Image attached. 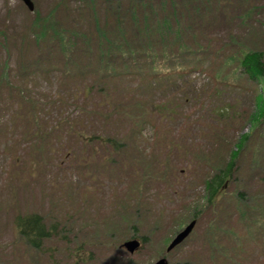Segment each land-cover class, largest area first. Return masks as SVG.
I'll return each mask as SVG.
<instances>
[{"label":"rangeland","instance_id":"rangeland-1","mask_svg":"<svg viewBox=\"0 0 264 264\" xmlns=\"http://www.w3.org/2000/svg\"><path fill=\"white\" fill-rule=\"evenodd\" d=\"M32 1L34 11L18 1L0 0V62L8 64L9 79L18 89L28 90L30 96L26 107L21 105L20 109L10 104L9 93L3 92L0 120L5 121L8 114L24 119L33 108L43 118V125L55 120L48 127L56 131L59 122L81 113L84 136L90 141L78 148L77 138L67 134L61 144L52 140L46 147L37 137H30L29 124L21 122L12 123V144L1 139L7 131L0 128V264H154L164 255L169 264H221L220 258L224 264H264V240L260 245L253 243L263 239L264 230L260 238L257 232L249 240L247 230L235 224V212L232 217L229 212L231 218L226 219L237 204L233 193L224 204L228 209L224 213L221 209L226 220H217V230L208 229L212 212H203L192 237L167 255L170 241L192 221L198 209L206 207L204 182L230 161L231 152L247 134L252 139L238 181L227 191H243L250 196L258 193L264 206V122L258 130L253 127L251 119L259 111L255 97L236 89L231 78L216 85L201 73L155 80L149 85H143L140 78L124 76L118 85L110 87V96L138 94L154 105H164L167 115L153 113L152 127L135 128L131 134L130 120L121 119L125 116H113L109 121L95 115V111H103L97 105L105 99L100 100L97 93L92 96L95 105L86 108L89 98L84 97V87L96 81L95 64L78 70L70 80L60 55L50 57L48 44L42 48L36 45L32 30L37 15L42 19L54 15L65 30L93 35L100 24L109 40L120 38L133 48L155 42V51L161 52L166 43L181 39L191 49H201L203 58L205 50L207 62L226 45L236 47V51L239 44L264 51V0H152L157 14H152L150 24L157 29V20L169 19L173 31H155L145 41L135 29L119 26V19L125 18L118 10L120 0H113V9L108 0ZM128 1L121 0L123 6ZM178 22L183 25L181 32ZM41 55L45 59L40 60ZM91 58L87 54L86 60ZM51 60L62 68L55 75H42L54 65ZM79 62L83 64L84 59ZM165 83L174 86L167 89ZM135 89L138 91L131 93ZM261 93L264 96V86ZM11 106L16 114L8 113ZM224 107L230 109L226 117L219 113ZM113 121L116 123L112 125ZM96 136L101 138L93 139ZM108 136L124 138V147L129 141V151H117L106 144L103 138ZM165 172L166 178L159 181ZM260 213L257 211L258 216ZM18 214L40 215L46 230L58 227V234L45 240L43 256L30 252L18 239L14 227ZM135 221L136 226L139 221L137 233L132 225ZM223 226L234 227L236 232L228 233ZM136 237L149 239L138 253L130 255L120 249ZM241 241L243 252L238 246Z\"/></svg>","mask_w":264,"mask_h":264},{"label":"trees","instance_id":"trees-1","mask_svg":"<svg viewBox=\"0 0 264 264\" xmlns=\"http://www.w3.org/2000/svg\"><path fill=\"white\" fill-rule=\"evenodd\" d=\"M108 2L111 3L110 6L113 9L114 1L108 0ZM117 4L119 6L118 10H121V13L123 12L122 14L125 15L123 20L119 19V26L123 25L135 29L140 36L139 39L144 37L145 41V37L155 31H158L159 34L173 31L169 19L163 21L157 20V29L150 24V21L154 19V17H151L152 14H157V5H153L152 0H129L126 9H124L126 6H123L121 0ZM115 13L121 14L119 12ZM106 25L110 26V23H106ZM96 27L97 34L90 35L91 32H85L89 35L77 34L63 29L54 18V15L45 19H42L37 15L32 25V30L36 35L34 38L36 45L42 48L43 44H48L47 50L51 52L49 55L50 57L56 53L60 55L66 74L71 76L69 77L70 80H73L74 76L78 75V70L83 69L92 63L95 64L93 69L96 81L92 82L89 87H84V97L85 99L86 97L89 98V101L86 103V108L89 106L92 108V105H95V99H92L94 93L99 95L100 100L105 98L97 105V107L103 111H95L96 116H102L109 121L113 116L116 118L118 116H125L121 119L130 120V127L132 128L130 131L131 134L132 131H135V128H138L140 131L145 127H152L153 123L151 121V116L153 113H159L162 117L167 116L165 114L166 107H163L164 105H154L147 97H141V95L138 94L135 96L131 95L130 97L120 96V94L110 96V87L118 85L117 82L124 76L140 78L143 81V85H149L155 80H171L177 75L180 78H185L193 73H201L208 76L216 85L224 84V82H228V79L230 78L233 79L234 83L232 85L236 89L245 93H250L255 97L259 111L256 116H253V118L251 117L253 127H256L258 130L264 122V96L261 93V88L264 86V51L260 48L249 49L242 44H239L237 46L239 47V50L236 51V47L230 48L226 45L225 48L216 51L210 56V59L205 62L207 52L203 48L204 58L201 49L193 50L188 47L185 41L182 42L181 39L166 43L161 52H156L155 42L150 45L133 48L129 43L122 42L120 38H117V40H109L104 34L105 27H102L100 24H97ZM158 27L161 28L158 29ZM182 27V22H178L177 30L179 32L182 31ZM231 40L234 41L233 39ZM119 42H121V44ZM87 54L92 57L90 60H86ZM40 58V60L45 59L43 55H41ZM80 58L84 59L83 64L79 62ZM93 59H95L94 62ZM51 61L54 65L51 64L43 74L54 72L52 75H55L56 71L62 68L58 61ZM65 72H61V74L64 75ZM90 74H92V72ZM8 75V64L6 62H0V105H4L5 102L2 100V93L8 92L10 95V99H8L10 104L15 103L19 108L21 105L26 107L25 101L30 97L28 95V90L24 91L23 89H18L16 84L9 79ZM87 76L88 74L85 75V77ZM163 86L168 89L169 86L173 87L174 85L173 83H165ZM14 89L19 91L17 96L15 95ZM137 91L138 90L135 89L131 91V93H136ZM22 92L25 93V96H22ZM140 98H145L146 100H140ZM73 99L75 98L73 97ZM34 100L36 103L38 102L36 98ZM64 102L65 101L63 100V103ZM32 103L35 105L34 102ZM8 111H10L8 113L12 112L15 114L18 112L17 110L15 111L14 106H11ZM172 112L175 111L172 110ZM229 112L230 109L224 107L219 113L226 117ZM27 113H30L29 115L26 114L27 120L26 117L22 119L18 115H15L14 117L12 114H8L7 118H10L9 120H7V118L4 119L5 121L0 120V128L4 127L7 131L6 134L1 136V139L6 138L7 141L10 140L11 143L14 144V132L11 131L12 123L26 122L25 124L27 125L28 123L31 129L29 131V134L31 135L30 137H37L42 145L46 147H50V145H46V142H52V140L58 141L61 144V140L65 137L64 135L67 134L77 138L79 143V145H77L78 148L86 146L90 141L89 137L84 136L85 125L80 118L83 117L81 113H79V116L73 115L70 119L62 121L65 122V125L63 126V123L59 122L61 126H59L56 131H51V128L48 127L49 123L52 124L51 122H47L46 126L45 124L43 125V118L37 110L29 108ZM93 113L94 111L92 114ZM54 123H56L55 120ZM115 123L116 121H113L112 125ZM64 126H67L68 129ZM103 129L106 130V128ZM127 135H129V133H127ZM100 138L101 137L96 136L93 139L97 140ZM93 139L91 141H93ZM251 139L252 135H244L241 138L239 145L236 147L237 149L231 152L230 161L227 162L224 167L218 169L212 177L204 182L207 193L206 207L198 209L193 217L194 219L200 220L203 212L211 211L213 215L208 229L212 231L217 230L218 227L216 224L219 223L217 220L225 219V215L222 218L220 214L221 209L223 210V213L228 209V207H224V204L227 201L228 196H231L233 193L236 196L237 204L234 206L235 209L233 208L228 211L226 219L231 218L235 212L237 215L235 224L240 225L247 230V238L249 240H253L257 232L259 236L261 230H264V206L258 198V193L250 196L249 194H246L247 192L243 191H233L229 193L227 189L235 180L238 181L241 162L246 156L245 153ZM103 140L106 144L114 146L113 148L117 151L123 149L129 151L126 147H128L130 142L128 141L126 147H124V142H126L124 138L122 141L118 139V137L113 138L108 136L107 138H103ZM51 147H55L54 144ZM210 163H212V161ZM157 164L158 163H155V166ZM166 176L167 173L165 172L159 178V181L162 180L163 177L166 178ZM259 210L261 213L258 216L257 211ZM136 223L137 222L135 221L132 225H134L133 229L137 233L136 228H138L139 221L137 226L135 225ZM14 227L18 234V239L25 244L30 252H37L39 257L43 256L44 251L42 249L45 240L50 239L52 235L54 236L58 234L55 232L58 227L56 229L55 226H52L51 230H46L44 220L38 214H18L14 220ZM223 228L226 227L223 226ZM225 230L232 234L236 232L235 228L230 226ZM220 232H223V230H220ZM260 237L261 236H259V238ZM141 239L144 243L149 242L148 237ZM263 240L264 236L263 239L260 238L253 243L260 245ZM244 241H241L238 244L240 248L239 251L243 252ZM219 260L221 261V264H224L225 261L222 258Z\"/></svg>","mask_w":264,"mask_h":264},{"label":"water","instance_id":"water-1","mask_svg":"<svg viewBox=\"0 0 264 264\" xmlns=\"http://www.w3.org/2000/svg\"><path fill=\"white\" fill-rule=\"evenodd\" d=\"M16 1H20L23 2L30 11H34L35 9V5L32 2V0H16ZM196 222H193L183 233L179 234L177 236V238L173 241V243L171 244V246L169 247L168 251L170 252L171 250H173L175 247H177L179 244H181L193 231L194 227H195ZM140 246V244L138 242H130L125 244V247L128 249V251H130L131 253H134L135 250ZM157 264H166L165 260H161L160 262H158Z\"/></svg>","mask_w":264,"mask_h":264}]
</instances>
